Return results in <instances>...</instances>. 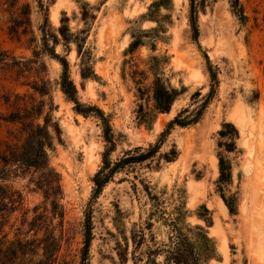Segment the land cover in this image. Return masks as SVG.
Listing matches in <instances>:
<instances>
[{
    "label": "rangeland",
    "instance_id": "obj_1",
    "mask_svg": "<svg viewBox=\"0 0 264 264\" xmlns=\"http://www.w3.org/2000/svg\"><path fill=\"white\" fill-rule=\"evenodd\" d=\"M43 1L51 31L65 16L72 33L86 30L81 35L91 70L84 69L74 42L50 45L68 60L78 100L108 118L114 141L110 160L137 146L161 144L152 158L120 168L92 197V178L106 148L100 120L74 110L58 84L59 62L39 54L43 19L36 3L31 1L32 33L16 39L1 21L0 47L20 65L9 59L12 66H0V114L32 95L44 101L42 115L52 109L59 132L51 130L52 171L2 174L0 166L2 195L11 207L0 211V264H80L87 216L91 240L85 264H174L166 251L177 228L193 242L199 264H264V0H197V41L189 0H163L155 7L150 6L155 0ZM85 2L92 17L84 21ZM144 32L143 44L130 51L131 35ZM209 63L218 78L213 99L196 123L168 129L169 121L184 108L197 107L209 90ZM34 75L47 80L48 94L23 83ZM156 75L164 87L177 90L165 112L155 109ZM224 122L239 131L231 152L217 146ZM16 126L0 120V147L13 139L8 131ZM218 153L231 171L221 188ZM53 174L58 186L49 191L51 197L38 183ZM221 192L234 200L235 214ZM17 240L28 243L13 253L10 243Z\"/></svg>",
    "mask_w": 264,
    "mask_h": 264
},
{
    "label": "trees",
    "instance_id": "obj_2",
    "mask_svg": "<svg viewBox=\"0 0 264 264\" xmlns=\"http://www.w3.org/2000/svg\"><path fill=\"white\" fill-rule=\"evenodd\" d=\"M32 0H0V22L5 21L7 32L11 37L20 39L21 36L32 33ZM163 0H155L150 6L155 7L160 5ZM39 11L42 13L43 22L39 26V30L42 34L40 53H47L52 58L56 59L61 66V74L59 79V87L61 92L64 94L66 99L72 101L74 104V110L77 113L87 115L93 113L98 117L101 122L102 135L106 143V148L102 153V167L94 174L92 181L94 183L92 197H97L98 194L103 189L104 185L111 179L115 172L128 163H138L146 161L152 158L160 148L161 140L150 144L147 148L137 146L133 150L135 153L129 151L124 157L120 158L116 162H112L109 158L111 151L114 150V141L112 128L109 124V120L104 114V112L95 105H86L78 100L77 89L73 83L69 74V63L64 56H60L55 53L54 46L58 43L59 39H62L66 45L74 42L77 50V54L82 57V65H84L85 70L90 69L91 55L90 51L85 48L86 37L81 34L85 33V29H81L77 33H72L69 25L67 23L68 18L65 16L61 19L60 25L55 29L56 31H51L48 28V6L43 0H33ZM88 3H84L82 6V18L85 21L87 18L92 17L87 8ZM198 11L199 5L197 0H189V21L193 33V39L197 41L199 35L198 29ZM239 15L242 13L239 12ZM66 22V23H65ZM147 32L143 35H131L132 41L129 43L128 49L130 51L136 49L138 46L142 45V36H145ZM68 46V45H67ZM154 48V43L151 44ZM34 57H38L34 55ZM20 65V61H16L14 58L10 57L8 52L0 47V66H12L7 60ZM156 59V56L153 57ZM208 74L210 76V88L207 93L202 97V101L192 110L184 108L180 111L171 121L168 123V129L173 125L187 126L189 124L196 123L200 116L202 115L204 109L213 99L216 87L218 85L217 73L213 69L212 65H208ZM34 79H29L24 77L27 84L34 92L40 95L48 94V82L47 80L39 75H34ZM85 76V75H83ZM153 98L155 101V109L158 112H165L170 109L173 103L177 90L173 87H164L161 83V78L156 75L155 80L152 85ZM198 94V93H197ZM19 96V95H16ZM20 99V98H19ZM22 99V98H21ZM20 99V100H21ZM9 102V99H6ZM16 102H14L15 104ZM21 104V105H20ZM45 103L42 100L35 101L32 95L29 96V101L22 100L21 103H17V106L8 114H0V120L8 123L16 124L14 130L8 131L9 136L13 139L5 140L0 147V166L1 173L7 174V172L21 171L24 169H35V170H47L52 168L49 167L48 161V150L52 146L53 136L51 130L56 133L59 132V125L53 119V115L50 113L52 109L46 112L44 115ZM164 132L161 133V136ZM219 140L217 141V146L223 149L225 152H231L236 147V139L239 137V131L234 123L224 122L221 124L220 129L217 131ZM217 166H218V179L219 188H221L223 183H228L231 178L230 164L225 156L221 153L217 155ZM55 174L52 177L43 178L39 181L41 188H44L45 193L51 196L53 188L58 186L56 182ZM57 183V185H56ZM5 190L4 186H0V211L2 208L9 207V201L4 195H2ZM221 190V189H219ZM52 194V193H51ZM220 196L226 205L228 212L230 214H235L236 208L233 199H227L223 193ZM52 197V196H51ZM52 201L55 203L56 199L53 197ZM175 228V227H174ZM200 228V227H199ZM174 241L169 250H167V260L173 262L174 264H199L197 254L195 253V248L193 242L183 233L180 229H174ZM207 240H210L205 235ZM91 240V223L89 216L86 217L85 221V231H84V247L82 250V261L80 264H85L87 258V251ZM16 243V244H15ZM27 241L17 240L16 242H11L10 248L15 250L13 253L17 252V247L24 246ZM16 247V248H15ZM21 250V249H19ZM0 248V253H1Z\"/></svg>",
    "mask_w": 264,
    "mask_h": 264
}]
</instances>
